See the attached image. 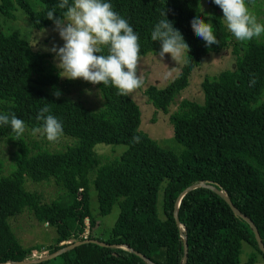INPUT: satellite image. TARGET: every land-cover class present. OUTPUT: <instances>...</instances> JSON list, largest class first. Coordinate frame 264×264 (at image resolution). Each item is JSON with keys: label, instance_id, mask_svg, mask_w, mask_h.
Returning <instances> with one entry per match:
<instances>
[{"label": "trees", "instance_id": "trees-1", "mask_svg": "<svg viewBox=\"0 0 264 264\" xmlns=\"http://www.w3.org/2000/svg\"><path fill=\"white\" fill-rule=\"evenodd\" d=\"M31 1L0 0V17L13 20L12 12L19 11L35 31L54 25L46 15L59 0ZM201 1L210 6L208 18H201L212 23L217 45L206 46L191 28V20L200 16ZM106 2L138 35L140 57L161 50V43L151 40V32L165 10L166 18L189 45L187 62L183 56L179 73L168 85L143 91L154 110L166 112L186 88L191 71L208 54L230 46L234 68L202 79L201 105L188 100L178 102L168 117L173 140L182 148L175 155L138 130V107L128 95H118L111 85L90 83L103 101L95 113L46 94L43 88L59 84L49 63L51 56L32 52L16 33L0 29V114H15L29 131H42L43 121L36 117L47 105V114L62 124V136L77 140L75 146L61 153L38 152L30 156L10 125H0V139L7 137L17 149L14 171L0 177V264L35 260L30 254L42 250L40 246L22 249L8 226L7 221L23 210L31 213L36 222L54 227L56 238L46 247V255L82 239L102 242L89 235L95 226L88 208L89 184L95 192L98 217L109 214L114 204L118 208L109 239L104 241L108 245L126 246L151 264H182L185 237V264H256L255 255L264 257L248 224L234 216L211 190L189 188L201 183L225 195L251 221L264 244V34L259 40L231 41L219 7L212 0ZM245 2L248 7H264V0ZM63 11L66 10L57 8L54 16ZM103 54H107L106 50ZM63 83L65 87L71 85ZM133 137H139V142H134ZM97 144L124 145L126 150L93 171L97 163L93 147ZM90 172L93 178L89 183ZM25 180H52L65 193L67 202L42 204L37 195L24 190ZM159 189L162 219L156 213ZM182 192L185 193L176 211L178 228L173 210ZM241 244L255 252L242 263L238 259ZM57 258L60 264H146L127 250L92 244L80 245Z\"/></svg>", "mask_w": 264, "mask_h": 264}, {"label": "rangeland", "instance_id": "rangeland-1", "mask_svg": "<svg viewBox=\"0 0 264 264\" xmlns=\"http://www.w3.org/2000/svg\"><path fill=\"white\" fill-rule=\"evenodd\" d=\"M28 2L31 0H27ZM31 3H33L31 1ZM210 6L207 1H201L199 4L198 13L201 17L207 19L210 13ZM249 10L254 13L259 23L264 24V7L251 6ZM222 16L223 24L227 30L226 22L223 19V13L218 8ZM13 20H5L0 17V29L3 33H16L22 40L26 41L32 52L38 54H47L50 57L49 63L54 68L58 75L59 84L56 87H45L43 91L53 98H56L53 93L58 90L61 92L59 98L67 102L76 104L82 107L88 113H95L103 106L102 98L99 92L89 83L82 79L69 80L59 75V69L56 67L58 61L54 58V53L50 49L53 44L57 47L63 46V40L60 39L59 34L55 31V25H51L41 31H35L31 28L29 22L19 11L12 12ZM228 31V30H227ZM231 41L237 40L229 31ZM261 37V36H260ZM260 37H256L259 40ZM160 52V51H159ZM156 54H147L140 57L138 75L144 80L141 88L129 94V98L136 104L139 109V127L138 130L145 133L150 139L154 140L157 145L168 150L175 155H179L182 148L175 143L172 136V128L169 124L168 117L176 110V106L180 100H188L198 105L202 104V93L200 91V82L204 77L212 78L223 71H231L234 68L233 57L230 54V46L219 53L208 54L203 62L189 75L186 88L180 93L179 97L169 105L166 112L154 110L150 104L147 103L143 95V91L148 87H155L163 89L168 83L179 73L183 62V55L177 60H173L170 54H165L163 58ZM63 82L71 84L68 87L64 86ZM262 100V97L260 98ZM259 100V102H260ZM21 141L29 149V155L38 152L61 153L66 148L73 147L77 144V140L65 136H61L58 141L50 142L42 134L34 133L33 131H26L19 137ZM16 145L7 137L0 139V177L9 176L15 169V161L17 158ZM126 150L124 145H100L93 147L94 153L97 155V163L93 171L103 164L117 159ZM93 178V174H88V181ZM25 191L35 194L39 197L42 204H60L67 202L65 193L55 187L52 180H47L40 183H31L25 180L23 184ZM88 208L89 213L95 220V226L89 231L92 238L102 242L109 239L110 230L113 227L118 208L116 204L111 207L109 214L103 217L97 216V203L95 199V192L89 184L88 190ZM156 213L159 219H162L161 213V189L157 194ZM8 226L16 238L18 244L22 249H27L33 246H40L43 250L41 257L46 256V247L53 244L56 234L54 227H49L46 224L36 222L32 214L23 210L19 215L10 218ZM40 254V253H39ZM250 254H255L252 248L245 244H241L239 262L242 263L247 260ZM256 256V264H264V259ZM47 264H60L58 258L48 261Z\"/></svg>", "mask_w": 264, "mask_h": 264}, {"label": "clouds", "instance_id": "clouds-1", "mask_svg": "<svg viewBox=\"0 0 264 264\" xmlns=\"http://www.w3.org/2000/svg\"><path fill=\"white\" fill-rule=\"evenodd\" d=\"M223 13L227 30L239 41H251L264 34V24L259 23L245 0H212ZM63 11L54 16L56 9ZM163 17L151 32V40L161 43L159 56L170 54L175 61L182 55L187 62L189 45L184 41L179 30L173 27V22ZM46 18L53 21L63 46L55 44L50 49L58 61L56 67L59 75L69 80L82 79L93 85H111L117 94L127 96L141 88L144 80L138 75L140 62L139 37L133 28L113 10L106 0H59ZM191 28L195 35L201 38L206 46L217 45L218 40L210 21L205 22L201 16L191 20ZM107 54H103L104 52ZM53 95L59 98L61 92L56 90ZM50 113L45 105L40 109L36 119L43 121L42 134L50 142H56L63 134V127ZM47 114V115H46ZM0 125H10L17 140L26 131L25 122L15 114H0ZM41 132L40 128L33 129ZM139 142V137H133Z\"/></svg>", "mask_w": 264, "mask_h": 264}, {"label": "water", "instance_id": "water-1", "mask_svg": "<svg viewBox=\"0 0 264 264\" xmlns=\"http://www.w3.org/2000/svg\"><path fill=\"white\" fill-rule=\"evenodd\" d=\"M196 188H205V189H209L211 190L216 196H218L225 204L226 206L228 207V209L230 210V212L234 215V216H237L239 218H241L242 220H244L248 226L250 227L251 231H252V234H253V237H254V241L256 243V246H257V249L258 251L262 254V256L264 257V244L261 243V241L259 240V237H258V234H257V231L254 227V225L251 223V221L245 217L243 214L239 213L230 203V201L227 199V197L225 195H223L222 193H220L219 191H217L216 189H213L211 187H208V186H205L203 184H196V185H193L189 188V190H193V189H196ZM185 192H182L176 199V202H175V205H174V210H173V221H174V224L175 226H177L178 228L180 227L179 226V223L177 221V205H178V202H179V199L181 198V196L184 194ZM182 264H185L186 262V257H187V249H186V241H185V237L182 238ZM85 244H92V245H96V246H99V247H103V248H121L123 250H127L129 251L130 253H132L135 257H137L138 259H140L141 261L145 262L146 264H151L146 258H144L141 254L137 253V252H134L132 250H130L129 248H127L126 246H122V245H108L104 242H99V241H96L94 239H82L80 241H77V242H71V243H66L64 244V246L62 248H60L59 250L49 254V255H46V256H43V257H40V258H37L35 260H24V261H21V262H15V263H8V264H41L43 262H47V261H50L52 259H55L57 258L58 256H60L61 254L67 252V251H70L80 245H85ZM63 245V244H61Z\"/></svg>", "mask_w": 264, "mask_h": 264}, {"label": "built area", "instance_id": "built-area-1", "mask_svg": "<svg viewBox=\"0 0 264 264\" xmlns=\"http://www.w3.org/2000/svg\"><path fill=\"white\" fill-rule=\"evenodd\" d=\"M42 251H43V250H40V252L33 251V252L30 254V258H31V259H37V258H40L41 255L43 254ZM39 253H40V254H39Z\"/></svg>", "mask_w": 264, "mask_h": 264}]
</instances>
